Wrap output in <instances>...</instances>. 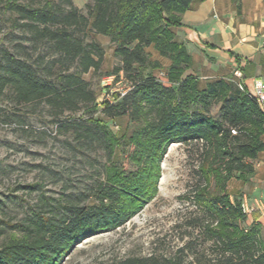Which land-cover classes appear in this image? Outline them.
Segmentation results:
<instances>
[{
    "label": "trees",
    "instance_id": "1",
    "mask_svg": "<svg viewBox=\"0 0 264 264\" xmlns=\"http://www.w3.org/2000/svg\"><path fill=\"white\" fill-rule=\"evenodd\" d=\"M205 0H90L87 15L74 0H0V97L17 106L45 104L59 133L75 135V152H103L111 163L103 181L84 193L50 203L46 197L0 248V264H62L82 242L125 226L158 193L160 163L171 145L186 146L198 160V182L183 195L195 210L185 221L187 240L174 255L129 257L121 264H264V233L248 224L243 195L232 181L250 182L264 151V112L233 78L202 84L174 28L195 2ZM239 0H233L235 4ZM239 10V7H238ZM87 32L107 37L131 89L114 103L98 104L83 78L99 72L104 51ZM170 60L167 82L147 52ZM95 112L132 124L128 139L136 173L114 163L116 144ZM69 114L66 116V114ZM81 113L79 117L77 114ZM29 189L34 187L29 186Z\"/></svg>",
    "mask_w": 264,
    "mask_h": 264
},
{
    "label": "rangeland",
    "instance_id": "2",
    "mask_svg": "<svg viewBox=\"0 0 264 264\" xmlns=\"http://www.w3.org/2000/svg\"><path fill=\"white\" fill-rule=\"evenodd\" d=\"M89 3L90 0H74L83 15H87ZM13 37L19 34L12 32L7 38L0 35V45L10 47V42L16 41ZM86 41L97 43L105 54L101 70L83 76L95 90L98 102L105 98L104 85L110 84L112 92L130 88L122 73L112 74L121 63L114 56L110 40L87 32ZM147 52L152 61L161 65L154 76L167 82L170 60L162 58L154 48ZM199 69L198 65L186 75L198 76L202 84L230 74L227 70ZM90 115L103 121L111 133L116 144L114 163L126 174L136 173L132 161L135 151L128 143L132 133L129 119L110 120L100 112ZM74 139L72 132H58L45 104L17 106L11 102L10 93L0 97V248L20 229L12 227L21 226L43 197L55 203L67 199L64 194L84 193L94 181L104 180L105 169L111 165L107 155L101 151L75 152L68 145L72 143L74 147ZM159 165L157 196L125 226L82 242L62 264H121L129 257H169L184 245L185 221L195 207L182 198L198 182L197 156L186 146L171 145Z\"/></svg>",
    "mask_w": 264,
    "mask_h": 264
},
{
    "label": "crops",
    "instance_id": "3",
    "mask_svg": "<svg viewBox=\"0 0 264 264\" xmlns=\"http://www.w3.org/2000/svg\"><path fill=\"white\" fill-rule=\"evenodd\" d=\"M239 7V10H238ZM183 28L172 31L185 43L193 57L194 68L224 70L229 76L239 70L242 80L253 91L264 76V0H205L195 2L182 16ZM193 68V69H194ZM207 79L209 77H206ZM255 174L244 184L232 181L229 189L243 195L248 224L257 223L264 233V151L253 163ZM233 183L238 186L232 187Z\"/></svg>",
    "mask_w": 264,
    "mask_h": 264
},
{
    "label": "built area",
    "instance_id": "4",
    "mask_svg": "<svg viewBox=\"0 0 264 264\" xmlns=\"http://www.w3.org/2000/svg\"><path fill=\"white\" fill-rule=\"evenodd\" d=\"M233 81L238 85L240 90H243L241 81H242V73L237 70L233 74ZM111 80V79H109ZM160 80V79H159ZM131 88L118 90L116 92H112L110 89V84L104 85V96L105 98L98 102V104H102L104 101L109 103L115 102V97H124ZM249 96L256 102V104L260 107V109L264 112V76L260 77V79L256 82L255 88L253 91H250ZM244 210L247 212H253V209L246 207L243 205Z\"/></svg>",
    "mask_w": 264,
    "mask_h": 264
}]
</instances>
